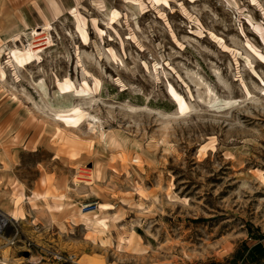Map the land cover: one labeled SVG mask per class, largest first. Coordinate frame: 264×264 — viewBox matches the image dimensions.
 Segmentation results:
<instances>
[{"label": "rangeland", "instance_id": "rangeland-1", "mask_svg": "<svg viewBox=\"0 0 264 264\" xmlns=\"http://www.w3.org/2000/svg\"><path fill=\"white\" fill-rule=\"evenodd\" d=\"M0 70V264H264V0H0Z\"/></svg>", "mask_w": 264, "mask_h": 264}, {"label": "bare ground", "instance_id": "bare-ground-1", "mask_svg": "<svg viewBox=\"0 0 264 264\" xmlns=\"http://www.w3.org/2000/svg\"><path fill=\"white\" fill-rule=\"evenodd\" d=\"M151 1L155 5H159L161 4V2H166V0H151ZM118 16H119V12L114 11L110 18L111 21L112 22L116 21L118 19ZM77 27H78L82 40L86 41L87 33H86L85 23L81 21L79 18L77 21ZM44 38H45V35L44 36L40 35L38 37L36 36L34 38L35 42H33L29 48L11 49L8 54V58H9L8 63L12 65V67L14 68L25 67L33 63L34 59L37 57V53L42 50V46L48 44V41L42 42V43L38 42L40 40H43ZM5 78H6V73L0 70V80L4 81ZM58 86H59L60 91L62 90L69 91L73 88V85L71 84V81L68 78L63 79L62 81H58ZM84 88H87L86 84H84ZM167 90H168L169 97H171L174 101V104L176 107L175 112L181 116L186 115L189 110L186 99L182 97L179 93H177L175 88L172 85H168ZM60 113H67L66 115H63V116L62 115H57V116L62 117L63 129L68 134L72 133L73 128L78 127V125L80 124V122L85 116V114H83L78 107L77 108L74 107L72 109H69V110H66ZM78 172H79V175L75 179L76 184L82 183L85 185H91L94 181V178L96 177L95 174L89 171H85L81 168L78 170ZM40 184L42 187H44L47 184V180L45 178L41 179ZM44 197H45L44 195L36 191L33 193L31 197L28 198V200L36 201ZM25 199H27V197H25L24 192H21L19 196L15 197L14 203H16L17 208L20 207V205L22 204V201ZM102 208H109V206H102ZM19 217H18V210L15 211L14 214L12 215H8V216L0 215V231H2L5 227H7L10 222L18 220ZM92 222L95 228V232L99 233V235H103L106 233L107 225L104 220L95 219ZM101 244L104 245L103 242ZM126 244H127V249L129 251H134L136 253L134 255H138V256L142 255L141 258L145 259L143 257L142 251L138 249V246L133 247V242L131 238L126 240ZM79 264H95V263L94 262L91 263L89 261V262H81Z\"/></svg>", "mask_w": 264, "mask_h": 264}]
</instances>
